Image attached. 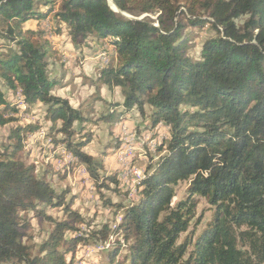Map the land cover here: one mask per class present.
<instances>
[{
    "label": "trees",
    "instance_id": "1",
    "mask_svg": "<svg viewBox=\"0 0 264 264\" xmlns=\"http://www.w3.org/2000/svg\"><path fill=\"white\" fill-rule=\"evenodd\" d=\"M112 1L135 16L159 12L156 24L120 14L109 0H0V38L13 42L0 49V125L16 122L20 105L26 112L41 102L47 146L67 153L54 154L57 163L71 158L53 172L65 179L80 165L98 189L118 180L100 176L103 159L85 149L95 137L91 123L113 124L136 108L151 127L167 129V140L140 173L138 199L121 206L118 223L82 230L85 219L66 190L22 157L27 137L44 125L10 126L0 151V264H73L79 244L110 234L122 237L110 241V264H264V0ZM46 18L53 30L42 24ZM203 25L216 35L195 60L181 30ZM63 29L75 45L100 41L97 81L121 92L122 101L104 102L96 118L52 93L64 74L49 72V34ZM180 182L187 186L175 200ZM198 198L212 209L200 230V218L193 222ZM47 207L61 208L62 217ZM33 217L51 224L37 245L25 240Z\"/></svg>",
    "mask_w": 264,
    "mask_h": 264
},
{
    "label": "rangeland",
    "instance_id": "2",
    "mask_svg": "<svg viewBox=\"0 0 264 264\" xmlns=\"http://www.w3.org/2000/svg\"><path fill=\"white\" fill-rule=\"evenodd\" d=\"M109 2L111 1L109 0ZM118 12L131 18H148L153 20L155 24L159 14L157 11H152L150 13H142L135 16L128 12ZM197 12H199V10H197ZM237 22L241 23L242 19H237ZM42 24L49 29L52 28V30L55 26L54 22L47 18L42 20ZM26 26H36V23L27 22ZM181 32L185 34L184 36H186L188 40L187 53L195 60L200 57L202 43L207 38L216 35L215 32L210 29L209 25H203L202 27L184 26ZM49 38L52 42L51 48L53 53L51 57H49V72L52 76L56 77L61 76L63 72L65 73L63 80V82H65L64 85L56 86L52 91L55 93L73 94V97L83 105V109L90 112V117L93 116L92 118H96L101 112L105 111L106 105L104 102H106V100L122 99L121 92L118 88L110 89L107 85L97 81L98 71L96 69L97 67L95 68L93 65L95 61L93 57L88 55L96 54L94 58H100V56H103L102 49L97 48L93 43H89V40L82 43L83 49H70L67 42V38L69 39V37L65 29L58 34H49ZM7 44H13V42H8L0 38V49L4 50ZM56 45L61 46L62 50L59 51L60 49L58 50ZM2 88L5 90L4 87ZM6 94H8V92H6ZM7 97L10 99L9 95ZM13 104L19 105V103ZM20 107H22V105H20ZM90 108H93L92 114ZM19 109L22 108H18L16 115L13 114V116L17 118L16 122L0 125V151L3 149V144L7 142V134L10 126L24 122L23 118L27 121L37 120L41 122L44 120L43 108L41 106L31 107L29 111L25 113L21 112L24 109L20 111ZM146 109H148V106H145V110ZM93 123H91L89 127L94 130L95 137L93 141L86 146V150L90 152L93 157L103 159V169L100 172V176L117 175V185L108 182L106 183L108 184V188L103 187L98 189L88 174H80L78 170H76V167L74 170L67 173L65 179H59L53 170L58 169L60 165L56 166L51 164L47 166L50 168L51 174L53 175V177H50L51 184L57 190H66L67 194L65 200L72 202L71 208L85 219V223L81 225L82 230H87L86 223H89L90 227L95 229L100 228L102 225L114 227V225L118 223L122 212L121 206H127L131 201L138 199L137 181L125 183L121 180L119 174L123 169L131 165L138 168L141 173H144L151 160L154 161L157 157L155 148L162 141L167 140V129L161 124L156 125V127H151L148 117L141 114L136 108H134L131 116L125 114V116L113 124L104 121ZM43 129L46 130V125H44ZM40 141L43 143L40 150L36 148L37 146L29 143L28 147L23 149L22 153V157L26 161L36 164L37 173L42 172L46 166L43 156H41V150L46 146L47 142L43 139L36 140L37 143ZM117 143L118 145L116 147ZM33 146H35V148L31 154ZM40 146L39 144V147ZM119 149H121L120 151H122V153L119 152ZM38 150L40 151L39 155H37ZM80 171L83 172L82 168H80ZM186 186V182L178 183L176 186L175 200L184 196ZM46 213L57 219L61 218L63 215L61 208L47 207ZM29 214L31 213L29 212ZM211 215L212 209L210 206L203 198H198L195 218L193 219L194 222L196 217L200 218L197 230H200L204 226ZM30 222L31 225L26 231L27 236L25 240L29 244L37 245L47 236L51 224L43 217H33ZM184 236L185 233L180 234L179 240L184 238ZM108 238L107 247L104 249H102L101 246H96L100 240L79 244L74 253L73 264H110L108 260V249L111 247L110 241L115 238L122 239V237L120 234L117 236L110 234ZM124 252L125 251L120 250L116 257L117 261L121 260Z\"/></svg>",
    "mask_w": 264,
    "mask_h": 264
},
{
    "label": "crops",
    "instance_id": "3",
    "mask_svg": "<svg viewBox=\"0 0 264 264\" xmlns=\"http://www.w3.org/2000/svg\"><path fill=\"white\" fill-rule=\"evenodd\" d=\"M27 23V22H26ZM68 36V35H67ZM89 40V43H93V44H95L96 45V47L97 48H100V49H102L103 47H102V45H101V43H100V41H97V40H95V39H93V38H90V39H88ZM88 40H86V41H88ZM90 40H92V41H90ZM85 41V42H86ZM67 42H68V45H69V47H70V49L72 48L73 50L74 49H78V50H80V49H83V46H82V44H78V45H75V44H73V43H71L70 42V40L67 38ZM56 47H57V49L59 50V51H61L62 50V48H61V46H58V45H56ZM96 55V54H95ZM95 55H88V56H91V57H93V59H94V66H95V68L97 69V71L99 70V68H100V66L102 65L101 64V60H100V58H97V59H95L94 57H95ZM62 74H65L64 72L62 73ZM64 80V79H63ZM64 83L65 82H63L62 81V83L59 85V86H63L64 85ZM56 87V86H55ZM54 89V88H53ZM52 93L53 94H55V95H59V96H62V97H66V98H68L69 99V102H70V104L73 106V107H82L83 105H81L76 99H75V97H73V94H64V93H60V92H57V93H55L54 91H52ZM15 97V96H14ZM12 96L10 97V99L9 100H12ZM16 101V100H15ZM106 101H111V100H106ZM115 101H119V102H121L122 101V99H118V100H115ZM36 106H41L42 108H43V115H44V110H45V107H44V105L41 103V102H36L35 104H33L31 107L33 108V107H36ZM30 107V108H31ZM20 108H22V109H25V108H23V107H20ZM22 109H19V111L20 110H22ZM134 111V109L131 111V112H129V113H127V114H129V116H131V114H132V112ZM27 112V111H26ZM25 113V112H24ZM25 117V116H24ZM23 120H24V122H29V121H27L25 118H23ZM44 121V122H43ZM43 121H41L40 123L41 124H43V125H46L48 122L45 120V118H44V120ZM22 123V122H21ZM43 128H44V126H43ZM43 128H41V129H39L38 131H35L34 133H32V134H30L28 137H27V139H26V141H25V143H24V149L26 148V147H28V145H29V143H32L33 145H35V146H37L36 148H39V150L41 149V147H42V145H43V143H41L42 141H40L39 143H37L36 142V140H38V139H43V140H46L45 139V129H43ZM46 142V141H45ZM39 144L41 145L40 147H39ZM90 144V143H89ZM88 144V145H89ZM35 146H33L32 147V151H31V154L33 153V149L35 148ZM85 149H86V147H85ZM38 150V152H37V155H39L40 154V151ZM60 151H61V149H60V146H57V147H55L54 149H51V148H49V146H47V144H46V146L41 150V156H43V160L45 161V163H46V166L44 167V169L42 170V172H44V171H46V170H48V173H47V176L50 178L51 176L53 177V175L51 174L52 172L50 171V168H48L47 166H49V165H51V164H54V165H56L57 166V158H55L54 157V154L55 155H57V154H59L60 153ZM87 151V150H86ZM90 153V152H89ZM52 157V158H51ZM51 158V159H50ZM41 164V163H40ZM59 169V168H58ZM56 170V169H55ZM42 172H40V173H42Z\"/></svg>",
    "mask_w": 264,
    "mask_h": 264
},
{
    "label": "built area",
    "instance_id": "4",
    "mask_svg": "<svg viewBox=\"0 0 264 264\" xmlns=\"http://www.w3.org/2000/svg\"><path fill=\"white\" fill-rule=\"evenodd\" d=\"M22 107L25 108V105ZM60 149H61V147H60ZM120 150L121 149H119V152L122 153V151H120ZM60 152H62L63 154H67L64 151H60ZM57 165L59 166L60 164H57ZM78 172L80 174H84L83 172L80 171V165L78 166ZM140 173H141V171L138 168L131 165L130 167H126L125 169H123V171H121V173L119 175H120L122 181H124L125 183H130V182H136V178H137V176L140 175ZM107 240H109L108 237L104 241L100 240L96 245H102V249H104L106 244H107Z\"/></svg>",
    "mask_w": 264,
    "mask_h": 264
},
{
    "label": "water",
    "instance_id": "5",
    "mask_svg": "<svg viewBox=\"0 0 264 264\" xmlns=\"http://www.w3.org/2000/svg\"><path fill=\"white\" fill-rule=\"evenodd\" d=\"M111 2V6L113 7V10H115V11H119L118 9H117V7H116V5H115V3L112 1V0H110ZM122 15H124V16H126L125 14H122ZM127 17V16H126ZM129 18H131V17H129Z\"/></svg>",
    "mask_w": 264,
    "mask_h": 264
},
{
    "label": "bare ground",
    "instance_id": "6",
    "mask_svg": "<svg viewBox=\"0 0 264 264\" xmlns=\"http://www.w3.org/2000/svg\"><path fill=\"white\" fill-rule=\"evenodd\" d=\"M68 159H71L70 156H66V157H64L63 162L66 161V160H68ZM63 162H62V163H63ZM62 163L59 162L58 164L61 165ZM138 178H139V176H137L136 180H137Z\"/></svg>",
    "mask_w": 264,
    "mask_h": 264
}]
</instances>
